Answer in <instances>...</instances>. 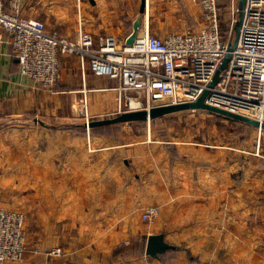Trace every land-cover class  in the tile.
I'll return each instance as SVG.
<instances>
[{"label":"crops","instance_id":"0c3cea01","mask_svg":"<svg viewBox=\"0 0 264 264\" xmlns=\"http://www.w3.org/2000/svg\"><path fill=\"white\" fill-rule=\"evenodd\" d=\"M142 3L24 0L23 14L68 38L86 31L99 46L108 36L126 42ZM219 3L228 20L230 0ZM202 21L196 0H145L138 34L197 32ZM61 71L58 84L45 87L22 75L10 45H0V207L26 215L22 264H264V167L245 164L239 179L237 147L169 141L150 126L166 116L113 136L73 131L118 114V81L94 75L76 55L61 58ZM150 206L160 216L148 225L141 215ZM161 233L181 247L164 260L146 249L119 251ZM34 246L65 254L37 255Z\"/></svg>","mask_w":264,"mask_h":264},{"label":"built area","instance_id":"2783aa9c","mask_svg":"<svg viewBox=\"0 0 264 264\" xmlns=\"http://www.w3.org/2000/svg\"><path fill=\"white\" fill-rule=\"evenodd\" d=\"M196 1L203 20L197 32L187 29L160 36L147 30L132 44L108 36L96 46L86 31L68 38L25 16L24 0H0V45H10L22 75L50 89L62 77L61 58L78 56L94 75L118 81V114L194 102L208 91L206 103L264 123V0H247L237 47L213 87L234 37L238 7L232 0L224 34L219 0ZM159 216L160 208L150 206L142 221L150 225ZM28 246L25 213L0 207V263H24ZM32 253L60 258L65 249L34 246Z\"/></svg>","mask_w":264,"mask_h":264},{"label":"rangeland","instance_id":"374dc122","mask_svg":"<svg viewBox=\"0 0 264 264\" xmlns=\"http://www.w3.org/2000/svg\"><path fill=\"white\" fill-rule=\"evenodd\" d=\"M231 5L232 0H230L229 6L231 7ZM223 19L222 25L223 23L226 24L227 21L226 16ZM149 123L150 122L140 125L141 129L142 126L149 127ZM129 125L133 124H121L120 130L123 129L122 127ZM150 126L153 131L169 141L174 138H178L179 140L190 138L200 141L199 139L204 138L210 141L216 140L220 145L232 144V146L238 148L239 179L242 177L241 173H245L244 170H242L245 164L247 167L251 165L254 167H264V130L255 126L204 110L174 113L158 120V122L150 123ZM85 129L87 131L90 130L88 128ZM222 253H224V251Z\"/></svg>","mask_w":264,"mask_h":264},{"label":"water","instance_id":"95a60500","mask_svg":"<svg viewBox=\"0 0 264 264\" xmlns=\"http://www.w3.org/2000/svg\"><path fill=\"white\" fill-rule=\"evenodd\" d=\"M247 0H239L238 6V19L234 26V37L232 41L229 43L228 53L226 54L223 63L218 70L213 82L211 83V87H213L217 81L219 80L220 73L224 69L228 67L229 60L231 58L232 52L235 50L238 44L239 36L241 27L244 20V9L246 6ZM145 13V0H143L142 7L140 9V15L137 17L136 21L134 22L133 26V32L128 37L126 43L132 44L139 32L140 25H141V17ZM208 95V91H205L202 96L194 102H187V103H180V104H170V105H162L153 107L149 110L143 109V110H136V111H125L122 112L114 117H108L104 119H93L90 120L88 123H86V128L92 129L102 126H109L114 124H122V123H131V122H140V121H146L151 122L154 120H157L159 118L184 112V111H198V110H204L209 111L214 114L222 115L227 118L249 124L252 126H255L257 128H260L264 130V123H261L255 119L246 117L244 115H240L225 109H222L220 107H216L213 105H210L205 102V99ZM175 249L174 246L170 245L165 240L164 234H157V235H150L147 239V246H146V253L147 255L153 257V258H159L161 254L166 253L169 250Z\"/></svg>","mask_w":264,"mask_h":264},{"label":"trees","instance_id":"16d2710c","mask_svg":"<svg viewBox=\"0 0 264 264\" xmlns=\"http://www.w3.org/2000/svg\"><path fill=\"white\" fill-rule=\"evenodd\" d=\"M222 28H223L224 34H226V26H222ZM137 123H138V125H144L147 122L146 121H140V122H137ZM122 124H124V123H122ZM120 125L121 124H114V125H109V126H102V127L92 128L90 130H91V133L94 134V135L113 136V135H117V133L119 132ZM69 128L71 130H73V131L80 132L81 134H87V130L85 129L86 128L85 124L77 123V124H73ZM53 129L56 130L57 127H53ZM146 242H147V237L146 236H140L138 242H133L127 248L122 247L121 249H119V251L122 252V251H124V249H127L126 251L136 249V250H140L142 252H145ZM137 247H139V249H137ZM179 248H181V247H178V248H175V249H172V250H169V251H171V252L172 251H177ZM169 251H167V252H169ZM163 255H165V253L160 255L161 260H164ZM188 256H189V258L191 260H194V256H193V254L191 252L188 253Z\"/></svg>","mask_w":264,"mask_h":264},{"label":"bare ground","instance_id":"6f19581e","mask_svg":"<svg viewBox=\"0 0 264 264\" xmlns=\"http://www.w3.org/2000/svg\"><path fill=\"white\" fill-rule=\"evenodd\" d=\"M87 123V122H86Z\"/></svg>","mask_w":264,"mask_h":264}]
</instances>
